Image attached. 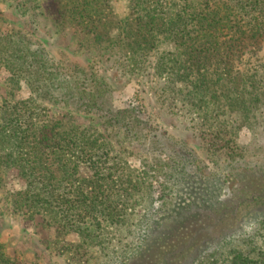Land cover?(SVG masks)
I'll return each mask as SVG.
<instances>
[{"label": "trees", "instance_id": "obj_1", "mask_svg": "<svg viewBox=\"0 0 264 264\" xmlns=\"http://www.w3.org/2000/svg\"><path fill=\"white\" fill-rule=\"evenodd\" d=\"M45 1L49 0H0V6L14 3L27 12ZM50 1L51 9L45 12L50 19L78 21L97 44L116 37L131 58L155 53V73L176 86L178 96L195 112L229 114L234 123H243L257 109H264V0H235L233 6L203 8L189 1L179 10L159 0H138L126 17H117L108 8L93 13L79 10V0ZM0 71L6 75L8 89L7 100L0 103V170L12 174V211L29 219L40 215L58 236L101 247L109 231L130 220L133 191L148 172L132 171L113 154L109 138L99 131L42 119L39 105L58 102L75 112L96 115L106 134L115 139L147 137L151 126L146 114L142 116L141 106L133 102L114 106L111 91L94 66L55 62L4 21L0 22ZM23 92L27 97L19 98ZM225 176L227 180L239 177L233 171ZM255 177L263 181L264 170ZM177 181H182L183 188L167 214L177 221L168 229L153 231L156 251L162 244L180 242L181 246L166 253L161 264H264V252L257 251L258 243L264 241V203L259 202L258 192L242 184L219 198L217 185L223 189L224 179L202 178L189 171ZM244 201L242 208L255 217V224L235 238L243 247L232 250L227 261L216 259V252L205 251V246L191 245L198 229L186 237L179 232L195 220H212L211 214L223 204L232 208L220 215L229 216ZM216 222H220L218 216ZM141 236L136 244L148 235ZM184 239L187 243L181 242ZM135 249V258L128 263L146 264L149 255L139 246ZM110 260L116 264L118 259ZM0 264H16L1 244Z\"/></svg>", "mask_w": 264, "mask_h": 264}, {"label": "rangeland", "instance_id": "obj_2", "mask_svg": "<svg viewBox=\"0 0 264 264\" xmlns=\"http://www.w3.org/2000/svg\"><path fill=\"white\" fill-rule=\"evenodd\" d=\"M137 1L79 0V10L88 9L93 13L95 10L102 12L108 8L115 16L120 14L126 17L132 13L129 7ZM159 1L169 3L170 6L174 4L171 7L176 10L183 8L189 1L200 8L207 4L222 6V3L233 6L235 2ZM50 2L33 6L27 12L15 8L14 3L5 4L4 7L0 6V22L4 21L10 28L25 34L55 62L62 59L97 68L111 91L114 106H129V102L140 105L142 116L146 114L151 130L147 137L115 139L106 134L98 116L75 112L62 107L58 102L39 105L41 118L60 120L68 126L99 131L109 138L116 157L123 159L132 171H147L148 175L139 181V189L133 191V202L129 205L132 213L127 224L109 231L103 238L105 241L101 243V247H88L76 241L73 236H58L40 215L29 219L14 213L10 204V190L14 185L12 174H5L0 170V244L9 259L16 264H110V259H118L116 264H130L128 260L135 258V248L139 246L140 251L149 255L146 264H161L163 256L168 252H175L181 243H168L167 247L162 244L159 246L160 252L156 251L154 239L157 233L153 230L156 227L168 229L177 221L174 215L167 214L179 200L183 188L180 186L182 181L177 180L188 171L191 175H200L202 178L224 179V182H220L223 189H219L217 185L219 198H224L228 191L233 192L235 186L247 184L252 192L259 193V202L264 203V180H257L258 176L255 177L256 172L264 170L263 108L257 109L243 123H234L229 114L214 115L211 111L206 112L205 116L201 112H195L178 96L176 86L169 85L165 77H159L155 73V53L131 58L122 42L116 41V37L97 44L80 27L78 21L56 23L50 19L45 13L47 9H51ZM5 77V73L0 71V103L8 98ZM18 96L26 98L27 93L23 92ZM242 124L245 125L241 127ZM229 171L235 172L239 177L228 180L223 178ZM250 189L246 188L247 191H251ZM246 204L247 201L242 202L239 209L235 207L233 214L222 218L220 213L232 208L223 204L216 208L214 215L211 214V217L214 216L212 220H195L190 228H182L179 232L186 237L192 236L193 230L198 229L191 245L205 246V251L211 254L216 252L213 253L216 259L227 261L233 254L232 250L239 251L243 247L235 238L248 232L255 224V217L246 214L247 209L242 208ZM217 216L220 222H216ZM202 225L204 229L200 230ZM143 234L148 236L140 245L136 244ZM187 241L184 239L181 242ZM258 244L257 251L264 252L263 239ZM189 250H192V246ZM174 261L178 262V258Z\"/></svg>", "mask_w": 264, "mask_h": 264}]
</instances>
